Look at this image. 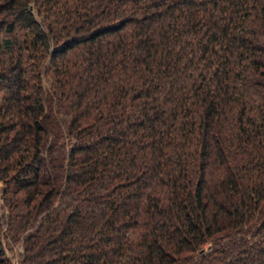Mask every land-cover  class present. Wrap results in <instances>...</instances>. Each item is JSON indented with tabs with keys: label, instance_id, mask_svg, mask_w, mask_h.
Listing matches in <instances>:
<instances>
[{
	"label": "trees",
	"instance_id": "16d2710c",
	"mask_svg": "<svg viewBox=\"0 0 264 264\" xmlns=\"http://www.w3.org/2000/svg\"><path fill=\"white\" fill-rule=\"evenodd\" d=\"M0 183V264H264V0H0Z\"/></svg>",
	"mask_w": 264,
	"mask_h": 264
},
{
	"label": "rangeland",
	"instance_id": "374dc122",
	"mask_svg": "<svg viewBox=\"0 0 264 264\" xmlns=\"http://www.w3.org/2000/svg\"><path fill=\"white\" fill-rule=\"evenodd\" d=\"M43 85L45 86V88L48 87L47 84H45V82H43ZM1 186L2 185L0 183V195H1ZM22 252L23 251L20 245H17L11 249H9L8 247L5 248V254L11 261V264H20V258Z\"/></svg>",
	"mask_w": 264,
	"mask_h": 264
}]
</instances>
